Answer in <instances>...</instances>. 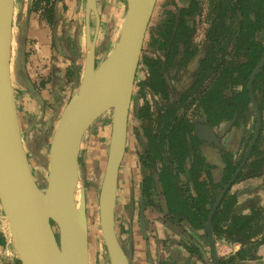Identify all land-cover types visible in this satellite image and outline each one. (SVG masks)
I'll use <instances>...</instances> for the list:
<instances>
[{"label":"flooded vegetation","instance_id":"af4514ba","mask_svg":"<svg viewBox=\"0 0 264 264\" xmlns=\"http://www.w3.org/2000/svg\"><path fill=\"white\" fill-rule=\"evenodd\" d=\"M168 1L163 17L153 24L152 16L149 24L132 98V106L135 93L142 102L134 119L145 145L139 154L144 206L153 214L151 225L163 229L155 264H215L207 230L212 212L219 264H264V244L257 259L228 263L246 245L217 234L214 225L217 214L224 230L238 217L255 215L252 241L264 240V82L255 84L264 66L252 84L262 119L257 135L249 87L264 59V0ZM89 24L93 38L94 13ZM200 209L208 213L203 226L195 222L205 217ZM230 245L239 249L222 254ZM161 249L170 261L162 260Z\"/></svg>","mask_w":264,"mask_h":264},{"label":"water","instance_id":"95a60500","mask_svg":"<svg viewBox=\"0 0 264 264\" xmlns=\"http://www.w3.org/2000/svg\"><path fill=\"white\" fill-rule=\"evenodd\" d=\"M157 2L127 0L118 41L98 63V2L87 0L85 64L70 98L55 118V125L48 122L43 125L45 136L48 135L42 138L47 157L40 154V158L47 163V177L41 185L32 169L24 140L12 73L14 40L18 44V66L19 60L24 58L26 39L19 47L14 27L16 0H0V206L21 264H91L88 195L82 185L80 158L86 134L109 112L112 113V126L98 195V227L110 264H131L126 245L116 229L117 195L128 148L135 79ZM91 13L97 19L93 38L89 24ZM263 66L264 59L254 70L249 83L257 118L256 135L262 119L252 84ZM40 145H36L38 150ZM79 183L82 191L80 202L76 204ZM141 211L142 230L146 233L143 196ZM213 214L207 230L215 264H219Z\"/></svg>","mask_w":264,"mask_h":264},{"label":"crops","instance_id":"0c3cea01","mask_svg":"<svg viewBox=\"0 0 264 264\" xmlns=\"http://www.w3.org/2000/svg\"><path fill=\"white\" fill-rule=\"evenodd\" d=\"M32 2L18 0V6L16 0L15 5V10L18 8L15 25L18 23L19 26V47L26 39L24 58L14 70L16 102L21 123L24 115L30 117L28 126L35 122L55 125V118L70 98L77 76L84 68L80 22L84 18L86 0H41L39 8L33 12ZM139 154L136 157L140 164L133 166L134 173L132 169L121 171L116 229L126 245L131 264H155L163 229L151 225L153 214L146 207V233L142 230L143 178ZM153 233L159 236L156 241ZM238 249V245L225 246L222 254ZM160 252L162 260L170 261L167 254H162V249ZM259 254L264 256V245Z\"/></svg>","mask_w":264,"mask_h":264},{"label":"rangeland","instance_id":"374dc122","mask_svg":"<svg viewBox=\"0 0 264 264\" xmlns=\"http://www.w3.org/2000/svg\"><path fill=\"white\" fill-rule=\"evenodd\" d=\"M18 3V0H17ZM16 3V4H17ZM171 3L168 0H158L154 14H153V24L158 22L164 14V11ZM19 6V3L17 4ZM100 12L102 14L101 18V32L99 35V54L98 63L107 56L111 48L118 40L119 31L124 18L126 3L125 0H99ZM16 8V7H15ZM18 8L15 10V20H17ZM92 25L95 28V17L92 16ZM82 22H80L81 25ZM16 39L18 36V23L15 25ZM94 31V29H93ZM18 44H15L13 49V59L12 67L13 69V80L14 87H17V82L15 79L14 70L16 69V58H17ZM82 57V55H81ZM84 57V55H83ZM82 63V61H81ZM141 78V73L139 74V79ZM76 86L74 83L73 89ZM135 101L131 110V117L129 123V138H128V148L126 158L123 164V169L132 173L135 172L133 166L137 165L138 159L136 155L142 153L144 149V138L141 134L135 131L137 126L134 119L136 108L140 100L139 95L135 93ZM142 103V102H141ZM30 117L22 116V128L25 143L27 144L28 154L30 158V163L34 174L37 177L38 182L42 185L46 181L47 177V163L40 158L41 156L47 157L46 143L43 142L42 138L46 135L44 123H33L28 126V121ZM111 126H112V113H106L102 116L88 131L84 139L82 155H81V175H82V185L86 187L88 195V214L90 212V207L96 210V223L92 224V217H89L90 222V254H91V264H110L108 253L104 244V240L101 236L100 230L96 224L98 221V195L100 191V181L104 172L105 162L108 153V147L111 136ZM48 136V135H47ZM45 136V137H47ZM41 144L38 150L36 148L37 144ZM36 148V149H35ZM140 164V163H139ZM142 167V164H141ZM143 168V167H142ZM143 172V169H141ZM145 173V171H144ZM142 173V177H144ZM123 174V172H122ZM95 211L92 210V214ZM90 215V214H89ZM93 216V215H92ZM264 224V220L261 222ZM95 225V226H93ZM96 230H95V229ZM97 233V234H95ZM94 234V236H93ZM0 238H3L0 242V264H21L18 254L13 245L12 237L10 234L8 222L3 214L0 206ZM264 259V256H263Z\"/></svg>","mask_w":264,"mask_h":264},{"label":"trees","instance_id":"16d2710c","mask_svg":"<svg viewBox=\"0 0 264 264\" xmlns=\"http://www.w3.org/2000/svg\"><path fill=\"white\" fill-rule=\"evenodd\" d=\"M41 0H33L31 4V11H37L39 8ZM30 11V12H31ZM175 20V18H173ZM258 61V59H257ZM252 69V68H251ZM264 82V71L259 75L256 79V86H260L259 84ZM145 180V179H144ZM145 181H143L142 184V193L145 195L147 192V188L145 187ZM193 210V206L191 208ZM201 213L205 214L204 219H199L196 220L195 222H199L200 226H203V222L206 220L207 212L205 210L200 209L199 210ZM220 214L216 215L214 225H215V230L217 234H225L227 237L233 239L234 241L243 243L246 245L245 248L241 249L235 256L230 258L228 260V263L234 262V261H245V260H255L257 259V249L261 244H264V240L262 241H252V239L256 236V232L253 231L255 228V221L256 217L255 215L253 216H242L236 218L226 230H224L221 227V220L220 219Z\"/></svg>","mask_w":264,"mask_h":264},{"label":"bare ground","instance_id":"6f19581e","mask_svg":"<svg viewBox=\"0 0 264 264\" xmlns=\"http://www.w3.org/2000/svg\"><path fill=\"white\" fill-rule=\"evenodd\" d=\"M81 191H82V188H81V185H80V183H79L78 186H77V189H76V201H75L76 204H78V203L80 202ZM92 210L95 211L93 214H92ZM90 212H91V213H89V214H90L89 217H92L91 222H92V224H94V222L96 223L95 219H96V217H97L95 208L90 207ZM92 215H93V216H92ZM88 223H89V226H90L89 219H88ZM96 225L99 226V224H96ZM93 226H95V225H93ZM94 229H95V228H94ZM95 230H96V229H95ZM98 231H99V228L97 229V232H98ZM95 234H97V233H95ZM93 236H94V234H93Z\"/></svg>","mask_w":264,"mask_h":264}]
</instances>
